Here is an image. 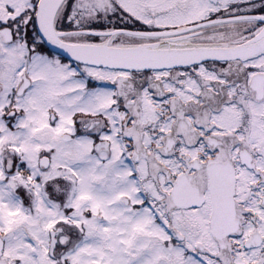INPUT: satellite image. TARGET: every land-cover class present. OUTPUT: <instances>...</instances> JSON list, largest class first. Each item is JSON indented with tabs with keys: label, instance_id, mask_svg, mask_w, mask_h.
Returning a JSON list of instances; mask_svg holds the SVG:
<instances>
[{
	"label": "snow or ice",
	"instance_id": "1",
	"mask_svg": "<svg viewBox=\"0 0 264 264\" xmlns=\"http://www.w3.org/2000/svg\"><path fill=\"white\" fill-rule=\"evenodd\" d=\"M0 264H264V0H0Z\"/></svg>",
	"mask_w": 264,
	"mask_h": 264
}]
</instances>
